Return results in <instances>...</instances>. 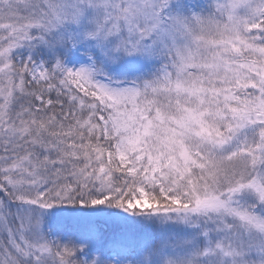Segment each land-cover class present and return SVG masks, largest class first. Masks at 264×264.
<instances>
[{
    "label": "snow or ice",
    "instance_id": "snow-or-ice-1",
    "mask_svg": "<svg viewBox=\"0 0 264 264\" xmlns=\"http://www.w3.org/2000/svg\"><path fill=\"white\" fill-rule=\"evenodd\" d=\"M0 264H264V0H0Z\"/></svg>",
    "mask_w": 264,
    "mask_h": 264
}]
</instances>
